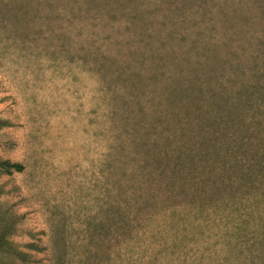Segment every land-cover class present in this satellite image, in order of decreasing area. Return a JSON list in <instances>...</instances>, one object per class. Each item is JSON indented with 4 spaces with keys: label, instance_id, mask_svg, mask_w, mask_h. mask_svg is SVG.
<instances>
[{
    "label": "rangeland",
    "instance_id": "rangeland-1",
    "mask_svg": "<svg viewBox=\"0 0 264 264\" xmlns=\"http://www.w3.org/2000/svg\"><path fill=\"white\" fill-rule=\"evenodd\" d=\"M247 84H264V0H0V157L25 165L0 204L29 264H264V184L153 215L138 189L146 142L264 126L261 97L218 131L167 118Z\"/></svg>",
    "mask_w": 264,
    "mask_h": 264
},
{
    "label": "trees",
    "instance_id": "trees-1",
    "mask_svg": "<svg viewBox=\"0 0 264 264\" xmlns=\"http://www.w3.org/2000/svg\"><path fill=\"white\" fill-rule=\"evenodd\" d=\"M132 76H127L125 81L131 80ZM173 89L174 93L181 94L185 88L180 85L176 88L174 85ZM207 91L214 101L213 113L196 112V115L193 108L186 107L185 100L176 98L175 101L184 103L187 115L180 119L177 110V113L167 117L168 120L173 116L179 118L182 129L198 120L201 124L219 127L215 128L218 131L236 112L241 110L246 113L257 103L258 97L264 98V84H247L232 90L233 95L230 89L223 86L220 91L217 87ZM222 101H226L225 107ZM258 123L262 124L259 120ZM8 124V120L0 119V127ZM229 133L223 130V139L217 140L210 136L198 143L193 142V135H187L186 131L179 141L174 138L176 133L167 134L164 146L155 139L144 144L150 154V163L145 173V186L139 184L138 189L144 191L149 215L162 211L174 212L178 208H186L190 212L210 200L216 203L223 201L228 194L233 195L236 188L243 191V195L264 184V126L236 140L230 139ZM160 145L162 151H158ZM24 169L22 162L0 157V176L22 172ZM6 213L2 212L0 204V264H29L32 254L23 248V244L14 240L18 228H15L12 214L7 217ZM27 246L36 247L35 244Z\"/></svg>",
    "mask_w": 264,
    "mask_h": 264
}]
</instances>
